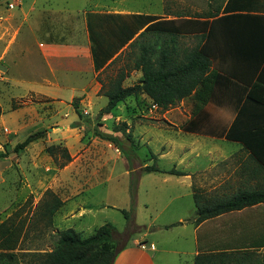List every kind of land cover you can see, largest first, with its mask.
Returning <instances> with one entry per match:
<instances>
[{
  "label": "crops",
  "instance_id": "obj_1",
  "mask_svg": "<svg viewBox=\"0 0 264 264\" xmlns=\"http://www.w3.org/2000/svg\"><path fill=\"white\" fill-rule=\"evenodd\" d=\"M59 1L0 0V65L5 74L3 83L7 85L6 93L9 94L5 98L0 96V102L3 98L11 104L16 97L18 100L26 96L35 97L38 101L53 104L56 112L57 106L64 103L63 96L58 92L47 94L37 88H70L69 104L76 101L79 107L85 105L88 110L95 107L97 114L107 104L103 91L105 82L101 76L107 71L104 69L111 60L101 68H95L91 32L94 38L99 34L103 39L110 40L116 30L115 23L122 22L123 17L128 15L88 10L96 7V0H78L80 4L74 9L68 7L67 3L71 0H62V4ZM23 6L26 7L25 10ZM56 7L63 8L57 10ZM207 12L199 20L200 32L187 33L185 37L196 40L197 44L199 38L196 35H201V48L210 60V69L217 73L209 102L194 115L188 111L179 112L176 114L178 117L173 118V114L169 116L170 113L163 112L156 119L152 117L155 106L144 111L148 102L144 96L128 98L120 104L125 108L126 116L119 113L114 117V121H130L135 118L157 122L163 120L171 128L177 126L174 124L175 119H181L176 130H162L151 124L141 123L138 124L137 133L140 143L145 145L154 138L149 135L150 130L171 133L174 136L172 138L179 141L176 143L166 139L158 142V153L151 154L150 160L170 159L171 153L177 149L173 160H170L175 163L172 168L186 175L157 173L162 177L156 181L164 185L173 182L181 187L184 196L191 198L193 203L195 184L200 188L201 198L205 202L226 199L238 191L264 187V0H220ZM95 14L121 17L106 20V24L98 29L93 25L91 30ZM12 69L20 73L18 78L12 75ZM134 75L137 82L142 79L141 72L133 70L122 86L133 85L130 84V78ZM69 81H73L74 85L69 86ZM17 83L24 85L17 87ZM14 87L20 88L22 95L14 97ZM35 110L34 106L15 109L10 106L6 111L1 108L2 136H28L41 131L42 120L48 113H42L44 118L40 123H34V118L26 116L29 111L33 115H39ZM18 111L20 112L16 115ZM6 112L10 113L5 118ZM127 126L130 127L129 122ZM58 127L69 131L67 125ZM36 128L40 130L32 132ZM185 137L189 143L184 145L182 139ZM12 142V138L1 140L0 152L3 151V145L7 144L10 152L16 145ZM91 149L95 151L91 159L84 155L77 157V152L72 154V160L52 177L48 187L61 203L51 214L55 230L61 231L65 227L63 230L72 229L83 238L102 225L93 227L96 212L91 210L89 204L84 203L82 197L93 186L105 185L110 181L106 150L113 149L119 155L116 146L101 139L89 146V153ZM152 155L155 158L152 159ZM124 164L126 175L139 172L138 183L142 176L156 174L142 172L149 164L133 162L132 170ZM169 170L159 169L164 172ZM144 193L147 194V191ZM135 205H138L137 194ZM135 215L136 213L134 217ZM195 220L196 207L195 217L177 220L181 228H190L184 234L180 233L179 237L182 236L181 239L191 243L189 253L192 264L199 251L264 243V204L225 213L199 224H195ZM168 227L159 226L157 230ZM121 247L123 251L113 264H173L174 260H180L179 257L186 253L178 246L172 250L163 248L150 239L148 233L132 239L128 236Z\"/></svg>",
  "mask_w": 264,
  "mask_h": 264
},
{
  "label": "rangeland",
  "instance_id": "obj_2",
  "mask_svg": "<svg viewBox=\"0 0 264 264\" xmlns=\"http://www.w3.org/2000/svg\"><path fill=\"white\" fill-rule=\"evenodd\" d=\"M96 0V7H91L88 10L92 12H112V13H124L123 15L130 14H147L151 16L161 17L165 19L174 18V16H198L205 14L209 9L219 3L220 0ZM62 4V0L58 2ZM69 4L70 9H74L79 6L78 0H71ZM60 6V5H59ZM63 7H56L57 10H61ZM26 7L23 6V10ZM55 10V8H54ZM125 17V16H124ZM123 17V20L126 18ZM196 40L189 37H182L179 39L180 48H191L196 44ZM129 59L122 58L119 62L108 68L101 78L105 85L110 79L115 78L118 70L123 69L127 71L128 75L133 72L129 69L131 63L125 66ZM0 71L3 73L2 79H0V96L8 97L6 93L7 85L3 83L5 74L0 65ZM12 75L17 77L20 73L16 72V69H12ZM18 78V77H17ZM136 76L130 78V84L137 82ZM87 79H85L86 81ZM6 86H5V85ZM24 84L17 83V87H22ZM73 81H69V86H72ZM26 86V85H25ZM77 87V86H74ZM47 92V94H58L64 98V103L57 106L56 112L53 104H49L48 101H38V98H30L26 96L23 99L15 100L10 104L8 101L1 99V108L9 110L11 107L30 108L35 107V112L39 115L34 116L32 112L25 114L28 118H34V123L39 122L44 118L42 113L46 114V118L42 121L41 131L44 132V137L29 144L25 149L14 153L13 149L7 148V152L4 157H0V224L8 221L9 224L20 228V243L19 248L22 251H39L46 252L53 248L56 240V231L52 217L49 215V211L55 203L54 195L49 190V181L60 170V165H67L73 158L72 154L77 152L79 155H84L86 158H93L94 152L91 149L89 153V146L94 141L100 139L93 136L95 129L106 133L112 134V137L116 140L117 150L119 155L114 152L113 149L106 150V158L109 160L107 170L109 172L110 181L105 185H95L88 189L83 195L82 199L84 203L91 206V210L96 212V217L93 219V227L111 224L117 233L115 239L117 244V255L114 261L120 256L123 249L121 248L124 240L129 236H140L144 233H148L150 239L157 242L163 248L174 249L177 246L183 248L186 253L179 257L180 260H174L173 264H192L190 255V248L188 241L179 237L180 233L189 231L190 228H181L177 223L178 218L183 220H190L195 217V206L191 198L184 196V191L181 187L177 186L173 182L168 184H161L156 181L157 178L161 179L159 174H151L149 176H142V180L138 183V173L126 175L124 172L127 168L132 170L133 162H140L154 165L160 170H169L175 163L170 161L178 152L177 149L171 153L170 159L165 160H150L151 154L158 153V142H163L166 139L176 141L171 133H165L162 130H176L179 128L181 119L176 120L177 126L171 128V125L165 121L153 120L155 123L151 124L156 128L162 130H150L149 135L154 138L147 145L140 143V138L137 133L138 124L145 123L142 119H132L130 121H114V117L117 114L125 117V108L120 105L113 109L109 114H102L101 111L97 112L95 107L86 109L85 105H81L78 109L75 108V102L68 103V94L71 89L56 90L53 88H37V90ZM12 95H22L20 88H13ZM191 97L185 98L178 102L175 106L165 110L159 111L156 109L153 111L152 117L156 119L159 114L163 112L174 115L173 118H177L176 114L186 113L187 111L193 113L194 103L191 102ZM41 99V98H40ZM118 108L122 109L121 111ZM20 111L16 112V115ZM88 112V114H84ZM10 112L5 113V118ZM104 115V118H103ZM174 120V119H173ZM76 124V128L71 129L69 123ZM129 122L130 127L127 126ZM106 126H103V125ZM149 124V123H148ZM60 126H68L69 131L61 130ZM66 129V128H65ZM35 130L40 129H34ZM2 127L0 126V141H5L12 138V143H21L27 135H19L16 137L5 136ZM183 137V136H182ZM181 137V138H182ZM180 139V138H179ZM182 143H189L187 138H183ZM102 141V140H101ZM9 142V141H7ZM179 141H176V143ZM10 143V142H9ZM8 145V144H7ZM55 145L63 149L66 147L70 157V161L66 162L65 157L61 151L57 149L54 156H50L45 152L46 147ZM28 149V150H27ZM0 154L4 153L5 150ZM157 151V152H156ZM13 158L10 159L9 157ZM153 159V158H152ZM173 160V159H172ZM172 162V163H171ZM64 167V166H63ZM62 167V168H63ZM61 168V169H62ZM179 168V167H178ZM136 169V168H135ZM141 172V170H140ZM198 185H194L197 188ZM147 191V194L144 191ZM133 194V195H132ZM136 194L138 196V205L136 203ZM133 196V197H132ZM134 198V200H133ZM143 202L145 205H143ZM147 206V208H146ZM121 211H126L130 214V219L127 220ZM136 213L135 217L134 214ZM10 221V222H9ZM159 226H169L168 229L157 228ZM65 227H62L63 230ZM67 228V227H66ZM164 229V230H163ZM155 230V231H151ZM88 234V233H86ZM86 234L84 236H86ZM113 261V263H115Z\"/></svg>",
  "mask_w": 264,
  "mask_h": 264
},
{
  "label": "trees",
  "instance_id": "obj_3",
  "mask_svg": "<svg viewBox=\"0 0 264 264\" xmlns=\"http://www.w3.org/2000/svg\"><path fill=\"white\" fill-rule=\"evenodd\" d=\"M207 14L208 12L205 13ZM202 16L180 15L174 16L175 19L166 20L151 15L130 14L124 17L126 19L122 22L115 23L116 30L110 40L103 39L99 34L94 38L91 32L90 41L93 45L92 56L95 68H101L111 60L104 69L106 71L124 58L130 60L125 66L131 63L129 69L140 71L142 74L139 82L123 87L122 83L128 72H124L123 69L118 70L115 78L103 85L107 104L100 113L109 114L126 99H137L141 96L148 101L144 111L155 106L162 112L188 97H191L194 103L193 113L200 111L202 106L209 102V94L218 76L210 69V60L201 48V35H196L199 41L191 48H180L179 39L185 37L187 33L200 32L199 20ZM120 17L112 14H95L91 30L93 25L98 29L106 24V20H117ZM74 102V109H78V103ZM16 107L13 106L12 109ZM142 120L149 124L155 123L151 119L142 118ZM76 126L73 124L70 128ZM93 136L116 144L112 134L107 135L98 129L94 130ZM43 137V131L30 134L14 146L13 152L18 153ZM7 146L3 145L5 152L0 154V157L6 154ZM57 149L61 151L66 162H69L70 157L65 147L61 149L51 145L46 147L45 152L54 156ZM152 158L155 156L152 155ZM63 166L65 164L60 165V169ZM142 172L186 175L174 168L166 172L159 171L154 165L144 167ZM193 190L196 207L195 224L225 213L264 204V187L238 191L229 198L210 202L203 201L200 191L194 187ZM54 200L55 203L49 211L50 215L61 206L55 197ZM121 212L127 220L130 219V214L126 211ZM116 236L113 226L108 223L98 227L85 238L72 229H66L56 231V240L51 250L25 252L19 248L20 228L5 221L0 224V264H113L118 253ZM263 247L264 243L240 248L229 246L211 248L199 251L193 259V264H264Z\"/></svg>",
  "mask_w": 264,
  "mask_h": 264
},
{
  "label": "built area",
  "instance_id": "obj_4",
  "mask_svg": "<svg viewBox=\"0 0 264 264\" xmlns=\"http://www.w3.org/2000/svg\"><path fill=\"white\" fill-rule=\"evenodd\" d=\"M2 75H3V73L0 71V79H2ZM84 114H87V112H84Z\"/></svg>",
  "mask_w": 264,
  "mask_h": 264
},
{
  "label": "water",
  "instance_id": "obj_5",
  "mask_svg": "<svg viewBox=\"0 0 264 264\" xmlns=\"http://www.w3.org/2000/svg\"><path fill=\"white\" fill-rule=\"evenodd\" d=\"M58 128H61V127H58Z\"/></svg>",
  "mask_w": 264,
  "mask_h": 264
}]
</instances>
